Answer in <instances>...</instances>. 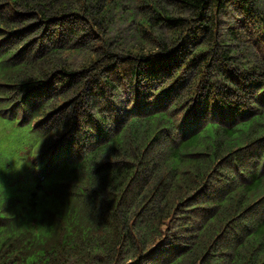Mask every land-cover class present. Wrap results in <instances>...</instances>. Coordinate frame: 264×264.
Here are the masks:
<instances>
[{"label": "trees", "instance_id": "16d2710c", "mask_svg": "<svg viewBox=\"0 0 264 264\" xmlns=\"http://www.w3.org/2000/svg\"><path fill=\"white\" fill-rule=\"evenodd\" d=\"M0 117V264H264L259 0H0Z\"/></svg>", "mask_w": 264, "mask_h": 264}, {"label": "rangeland", "instance_id": "374dc122", "mask_svg": "<svg viewBox=\"0 0 264 264\" xmlns=\"http://www.w3.org/2000/svg\"><path fill=\"white\" fill-rule=\"evenodd\" d=\"M259 3L262 7H264V0H259ZM126 27L127 25L124 21H118V23L115 24L114 27L112 28V35L114 34L115 36H117V34L115 33L119 31L121 33L125 32ZM16 136L17 134L15 132V129L11 126V124L7 122L6 120H3L0 117V143H1L2 148L6 150L7 152L17 149L15 142H14V140L16 139ZM3 157H4L3 155L0 156L1 164L5 162V158L3 159Z\"/></svg>", "mask_w": 264, "mask_h": 264}]
</instances>
